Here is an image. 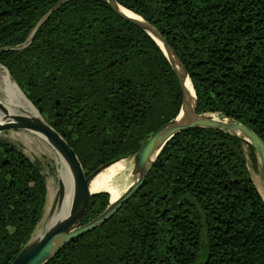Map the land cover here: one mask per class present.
Returning <instances> with one entry per match:
<instances>
[{"label": "trees", "instance_id": "trees-1", "mask_svg": "<svg viewBox=\"0 0 264 264\" xmlns=\"http://www.w3.org/2000/svg\"><path fill=\"white\" fill-rule=\"evenodd\" d=\"M155 25L187 68L199 113L237 120L264 141V0H117ZM0 64L77 153L86 176L133 156L182 108L161 45L108 0H0ZM245 145L211 127L163 147L107 222L45 264H264V198ZM45 176L0 137V264L32 239ZM110 204L95 194L82 223Z\"/></svg>", "mask_w": 264, "mask_h": 264}, {"label": "water", "instance_id": "water-1", "mask_svg": "<svg viewBox=\"0 0 264 264\" xmlns=\"http://www.w3.org/2000/svg\"><path fill=\"white\" fill-rule=\"evenodd\" d=\"M108 2L122 18L144 29L161 45L170 59L182 86L183 103L181 111L176 118L163 125L151 135L136 154L109 162L86 176L75 150L64 136L54 129L40 113L39 115H32L26 112H11L10 107L0 98V111L4 114L3 118L0 119V133L9 130H31L42 135L46 142L59 151L67 160L74 182L73 204L70 211L65 216H58L56 218L64 196V186L59 181V188L49 213V217L50 219L53 218V221L51 220V224L43 235L35 238L32 237L11 264H45L75 238L111 219L143 184L149 170L154 165L165 144L176 134L188 128L211 127L225 130L240 138L244 143L252 145L261 161L264 177V141L252 129L237 120L220 115L218 117L211 116L215 113L197 112L198 100L191 76L160 30L139 15L134 17L125 14L121 10L123 6L117 0H108ZM126 158L133 159V172L138 174L136 180L127 187L116 201H110L109 206L101 214L83 224L82 220L92 197L102 192H92L90 190L89 184L91 179L106 166L118 163Z\"/></svg>", "mask_w": 264, "mask_h": 264}, {"label": "bare ground", "instance_id": "bare-ground-1", "mask_svg": "<svg viewBox=\"0 0 264 264\" xmlns=\"http://www.w3.org/2000/svg\"><path fill=\"white\" fill-rule=\"evenodd\" d=\"M121 10L129 16H137V14H134L125 7H122ZM0 98L10 107L11 112H26L31 113L32 115H39L37 109L20 90L16 82L10 76L7 69L1 64ZM3 116L4 114L0 111V119L3 118ZM211 116L218 117V114H212ZM23 131L32 132L40 139L46 142L45 138L38 133H35L31 130ZM20 134L25 136L27 135L23 132H20ZM42 144L45 145L50 150V152L53 153L57 168V178L59 181L62 182L64 186V196L60 205V209L56 214V218L58 216L63 217L70 211L71 206L73 204L74 182L71 168L67 160L59 151L54 149L52 146H47L44 142ZM133 169L134 163L132 158H126L118 163L108 165L104 169L100 170L98 174L91 179L89 188L92 192L107 191L110 195V201L114 202L123 194L124 190L127 189V187L132 183L131 176L138 175L137 173L133 172ZM51 220L53 221V218Z\"/></svg>", "mask_w": 264, "mask_h": 264}, {"label": "rangeland", "instance_id": "rangeland-1", "mask_svg": "<svg viewBox=\"0 0 264 264\" xmlns=\"http://www.w3.org/2000/svg\"><path fill=\"white\" fill-rule=\"evenodd\" d=\"M20 132H23L24 134H27V135L26 136L22 135L20 134ZM0 137L12 142L20 150H22L24 154H26L34 163L38 165L42 174L46 178L47 188H48V200H47V204H46V207L43 213V217L33 234V238L43 235L46 229L50 225L51 219L49 217V213H50V209L53 204L56 192L58 191V188H59V180L57 178V168H56L54 155L42 143L44 142L47 146L49 147L51 146L45 141H43L42 139H40L38 136H36L35 134L29 131L9 130V131L0 133ZM245 153H246L248 166H249L251 175L254 179V182L256 183L258 187V190L260 191L262 197L264 198V177H263L262 164L259 159V156H258V162L256 165V164H253V162L250 159V152H249L247 145H245ZM136 178H137L136 176L132 175L131 182L136 180Z\"/></svg>", "mask_w": 264, "mask_h": 264}]
</instances>
